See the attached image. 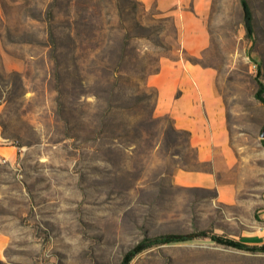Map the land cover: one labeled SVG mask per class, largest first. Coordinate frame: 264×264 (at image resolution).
Instances as JSON below:
<instances>
[{
    "label": "rangeland",
    "instance_id": "374dc122",
    "mask_svg": "<svg viewBox=\"0 0 264 264\" xmlns=\"http://www.w3.org/2000/svg\"><path fill=\"white\" fill-rule=\"evenodd\" d=\"M138 1L0 0V146L14 148L0 158V264H123L165 234L264 245V0H248L253 40L241 0H214L200 59L226 105L229 202L175 184L180 169L210 167L135 96L162 58L182 55L173 20ZM130 264H264V252L199 238L148 246Z\"/></svg>",
    "mask_w": 264,
    "mask_h": 264
},
{
    "label": "crops",
    "instance_id": "0c3cea01",
    "mask_svg": "<svg viewBox=\"0 0 264 264\" xmlns=\"http://www.w3.org/2000/svg\"><path fill=\"white\" fill-rule=\"evenodd\" d=\"M214 0H144L168 15L177 30L182 55L162 58L158 72L147 79L157 91L155 115L170 116L174 127L189 133V146L195 150L197 162L209 170H178L174 182L178 186L216 188L219 197L229 202L233 185L221 182L219 173L235 164L227 123V110L216 88L217 69L193 64L185 58H203L212 45L209 19ZM184 55V56H183ZM13 147L0 146V158L11 160ZM8 154V156H7Z\"/></svg>",
    "mask_w": 264,
    "mask_h": 264
},
{
    "label": "trees",
    "instance_id": "16d2710c",
    "mask_svg": "<svg viewBox=\"0 0 264 264\" xmlns=\"http://www.w3.org/2000/svg\"><path fill=\"white\" fill-rule=\"evenodd\" d=\"M108 1H110V0H108ZM126 3L128 4V6H131L134 8H136V6H142L143 7V4H141L138 0H126ZM241 5H242V12H243V24H244L245 29H246V36L248 39L253 40L254 34H255L254 12H253L252 7H251L248 0H241ZM94 36H96L95 32H94ZM186 59H187V61H189L193 64H200L201 65L199 58L187 56ZM158 70H159V68L154 73L158 72ZM106 71H107V73L110 72L109 74L111 75V71L109 68ZM115 72H117L116 69L114 71H112V74ZM262 77H263L262 67L259 66L258 71H257V75L255 77V81L257 83V90H256L254 96L256 97L257 100H259L262 104H264V81L262 80ZM120 78H123V76ZM141 84L144 85V89L142 87H140L139 84H135V86L137 87V91H136L135 96L137 97L138 102H150L153 99L154 100L153 112H155L157 91L154 88L149 87L147 84V81H145V79H143L141 81ZM111 108H112V105H110V107H108L107 111L110 112L112 110ZM153 112H152L151 116H152V118H155ZM108 116L109 115H107V113L105 115L104 114L102 115V117L105 118V120L109 119ZM164 119L173 122V120L171 119L170 116H164ZM172 129L175 131H178L179 133H181L183 135H185L189 140V133L188 132L179 131L174 126H172ZM262 142L264 144V140ZM199 238L209 239L211 242H214V243H217V244H220L223 246L231 247L234 249H238V250L249 251V252H256V251H263L264 252V245L261 247L252 246V245H250L249 242H246V241L223 238V237H219L216 235L210 236L206 232H200L199 234H194V235H190V236L184 235V234H165V235L158 236L155 239H152L150 241L145 240L141 244L137 245L133 250H131L130 252H128L126 254L123 264H130L132 262V260L138 254L143 252L148 246L170 245V244H176V243H183V242L194 241V240L199 239Z\"/></svg>",
    "mask_w": 264,
    "mask_h": 264
},
{
    "label": "water",
    "instance_id": "95a60500",
    "mask_svg": "<svg viewBox=\"0 0 264 264\" xmlns=\"http://www.w3.org/2000/svg\"><path fill=\"white\" fill-rule=\"evenodd\" d=\"M261 138L264 139V132H263V134L261 135Z\"/></svg>",
    "mask_w": 264,
    "mask_h": 264
},
{
    "label": "built area",
    "instance_id": "2783aa9c",
    "mask_svg": "<svg viewBox=\"0 0 264 264\" xmlns=\"http://www.w3.org/2000/svg\"><path fill=\"white\" fill-rule=\"evenodd\" d=\"M6 161H7V159H6V158H4V159H3V162H6Z\"/></svg>",
    "mask_w": 264,
    "mask_h": 264
}]
</instances>
